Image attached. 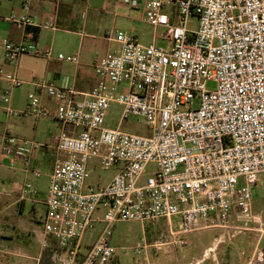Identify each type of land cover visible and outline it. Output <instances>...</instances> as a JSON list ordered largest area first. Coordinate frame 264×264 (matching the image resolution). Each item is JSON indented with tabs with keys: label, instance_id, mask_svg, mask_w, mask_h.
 Returning <instances> with one entry per match:
<instances>
[{
	"label": "built area",
	"instance_id": "2783aa9c",
	"mask_svg": "<svg viewBox=\"0 0 264 264\" xmlns=\"http://www.w3.org/2000/svg\"><path fill=\"white\" fill-rule=\"evenodd\" d=\"M32 1L24 0L25 10L30 11ZM123 2L136 10L143 2V21L163 29L171 48L115 31L109 39L118 48L94 64L97 87L79 92L48 81L34 83L36 92L19 114L45 117L39 94L55 99L61 133L54 146L8 134L0 140V157L10 160L9 168L16 169L19 162L36 178L42 173L33 168L35 152L55 151L46 197L39 201L32 182L20 189L21 199L39 201L46 209L41 245L48 250L50 240L55 242V264H112L117 253L113 229L120 221L165 219L173 239L213 228L264 233L252 195V187L264 183V0ZM192 17L198 19L196 30L189 28ZM7 20L36 25L28 15ZM1 46L9 65L24 55L53 57L50 47H39L32 37L4 40ZM57 58L79 62L77 55L59 53ZM0 80L11 91L24 84L2 67ZM208 82L216 88L208 89ZM11 91L1 100L10 103ZM113 105L121 107L120 123L130 116L140 118L149 135L108 127ZM2 109L13 113L10 106ZM93 160L117 169L108 184H87ZM149 164L156 170L141 183ZM167 243L150 244L143 238L133 253L141 256ZM258 260L264 262L263 251Z\"/></svg>",
	"mask_w": 264,
	"mask_h": 264
},
{
	"label": "rangeland",
	"instance_id": "374dc122",
	"mask_svg": "<svg viewBox=\"0 0 264 264\" xmlns=\"http://www.w3.org/2000/svg\"><path fill=\"white\" fill-rule=\"evenodd\" d=\"M103 1L105 2L103 25L106 28V35L103 34L107 38L114 37L115 31H122L136 34L143 44H150L156 40L158 46L171 48V41L165 39L163 29L155 30L143 21L145 17L143 3H141L142 7L136 10L127 6L123 0H99L98 6L100 8L103 7ZM197 27L198 19L192 17L189 21V28L196 30ZM48 34L50 32H45L44 44L50 47L54 46L59 51L65 52L66 44L59 39L52 45V36ZM86 39V43L90 45L91 40ZM78 42L79 37H75V44L77 45ZM97 42H99L98 54L101 58L105 56L109 48L113 50L118 48L117 43L109 40ZM3 86L11 91L7 83H4ZM25 87L11 91L10 103L2 101L0 96V140L3 135L8 134L19 139L54 146L55 143H52L51 139L54 134L59 132L58 127L61 126H59L60 123L56 120L54 114L50 113L48 116L40 118L41 123L38 131H36V126L39 118L19 114L24 109L21 106L25 99ZM207 88L214 90L216 83L208 82ZM2 94L0 93V95ZM15 95L19 98L18 104L12 105L11 101ZM197 103L198 101L195 105ZM6 106H10L13 113H6L2 109ZM120 119L121 107L113 105L109 112L107 125L109 124L115 128L120 127L121 130L129 133L149 135V129L142 119L130 116L122 123H120ZM38 151L44 150L39 149ZM54 155V150H49L48 154L41 158L37 167V170L42 173L37 181L40 200L45 198L48 191L49 173L53 169ZM89 170L87 184L92 186L99 183L108 184L116 174L114 168H103L95 160L90 163ZM155 170V165L149 164L141 183L152 176ZM8 195L9 187L3 189L0 187V264H54L51 260L48 261L47 251L42 248L40 240L43 232L41 220L46 211L45 207L38 204L36 210L31 203H16L17 199ZM252 195L253 210L255 213L260 214L264 221V183L260 182L254 185ZM178 221V219H174L175 230H179ZM234 225L243 226L239 223ZM229 231V234L224 237H221L222 230L218 233L205 230L173 239L169 235V228L165 219H159L157 222L120 221L115 224L113 229V245L117 248L116 255L119 257L120 264H130L137 257L144 258V254L137 256L133 253V246L142 241L143 238L150 244H154L156 241L170 242L162 247V251L149 249L152 253H156L153 254V259L150 257L152 264H197L193 258L200 256L205 261L203 264H249L251 260L253 264H264V262L258 260L259 252H264V233L235 229ZM180 240H187L189 245L179 246L177 243ZM50 243L51 248L56 249L55 242L50 240ZM46 256L48 258L44 261Z\"/></svg>",
	"mask_w": 264,
	"mask_h": 264
},
{
	"label": "crops",
	"instance_id": "0c3cea01",
	"mask_svg": "<svg viewBox=\"0 0 264 264\" xmlns=\"http://www.w3.org/2000/svg\"><path fill=\"white\" fill-rule=\"evenodd\" d=\"M98 2L99 0H60L58 3H55L52 0H33L30 11H27L23 7L24 0H0V67L6 69L7 71L16 73L17 76L24 82L21 88L15 89H23V87L26 86L24 89L25 99L21 108L26 107L29 94L36 92V88L34 86L36 81L42 80L52 82L58 86L71 87L79 92H87L98 86L99 79L97 78L94 71V64L96 60L101 58L98 54L99 42L97 41L109 40L110 42H115L105 36L106 28L103 25L105 2L103 1V7L101 8L98 6ZM140 7H142V4ZM14 15H28L32 17L36 25L30 28H38L39 34L34 37V33L32 34V32H28L27 27L7 20L9 17ZM50 24H53V27H51ZM45 32H50L48 35L52 36V45L55 41L59 39L62 40V43H65L67 47L65 52L59 51L54 46L50 47L45 45L43 42ZM103 33H105V35ZM30 37L33 38L39 47H50L53 51V57L51 59H45L37 58L31 55H24L19 60L18 64L9 65L4 58V51L1 46L2 41L10 40L13 42H21ZM75 37H79V42L77 45L75 44ZM86 38L91 40L90 45L89 43H86ZM110 49L111 48L107 50V53ZM59 53H65L66 55H77L79 57V62L71 63L59 60L57 58ZM0 81V93L2 94L6 91H9L7 87L3 86V84L7 82L4 81L3 83L2 80ZM7 84L10 87V84ZM39 95L46 110V116L52 113L56 118V110L58 106L57 101L49 97L46 93H40ZM18 100L19 98H17L15 95L11 101V104L17 105ZM40 123L41 120L39 118L37 120L36 131H38ZM107 126L111 127L109 124ZM58 128L59 132L54 134L53 138L51 139L52 143L55 144L57 142L58 135L61 133V126ZM67 130L68 132H72L71 128H68ZM43 150L44 151H36L33 156L32 164L34 169H37L41 158L45 157L51 149ZM0 162L1 189L9 187L8 196L16 198V203H31L34 209L38 208V204L43 205L41 202H39L40 199L38 202H34L32 199L20 198V189L26 182H32L39 191L37 181L42 176V174L39 178H36L32 174L24 172L23 166L19 162L16 164V169H10V160L6 157H0ZM115 171L117 172V169H115ZM51 173L52 172L49 173V177ZM42 200L43 199H41V201ZM209 230L215 231L216 233L222 230L223 234L221 237L226 236L230 232L223 229ZM152 248L155 249L154 247ZM155 250L162 251V249ZM153 254L156 253H152L151 250H149L148 253L144 254V258L137 257L132 260L130 264H152L150 257L153 259ZM193 259L197 264H203L205 262L203 261L202 256L194 257ZM251 262L249 264H253ZM112 264H120L119 257L117 255L115 256Z\"/></svg>",
	"mask_w": 264,
	"mask_h": 264
},
{
	"label": "trees",
	"instance_id": "16d2710c",
	"mask_svg": "<svg viewBox=\"0 0 264 264\" xmlns=\"http://www.w3.org/2000/svg\"><path fill=\"white\" fill-rule=\"evenodd\" d=\"M27 31L28 32H32V33H34V37H36L38 34H39V29L38 28H30V27H27ZM53 250L54 249H48V250H46L47 252V256L49 257H45L44 258V261L48 258V261H52L54 264H55V262L53 261ZM42 264H44V263H42Z\"/></svg>",
	"mask_w": 264,
	"mask_h": 264
}]
</instances>
